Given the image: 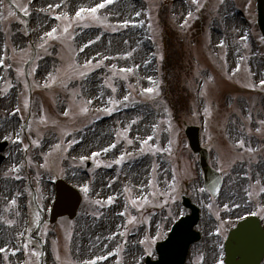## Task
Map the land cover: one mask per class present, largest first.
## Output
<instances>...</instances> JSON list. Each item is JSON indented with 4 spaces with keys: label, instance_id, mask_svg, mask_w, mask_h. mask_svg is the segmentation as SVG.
<instances>
[{
    "label": "rangeland",
    "instance_id": "obj_1",
    "mask_svg": "<svg viewBox=\"0 0 264 264\" xmlns=\"http://www.w3.org/2000/svg\"><path fill=\"white\" fill-rule=\"evenodd\" d=\"M104 2L0 0V139L9 141L0 174V249L6 250L0 264H40L41 246L44 264H145V257L157 258V242L189 212L183 194L201 207L203 234L187 264H220L229 228L251 213L264 220V38L256 0H198L199 9L192 0H132L126 14L114 9L119 0H113L95 14L76 17L80 9ZM52 29L55 39L45 35ZM173 48L181 54L178 65ZM163 55L175 64L170 79L176 92L189 102L181 110L173 108L177 99L167 82L162 91ZM88 81L99 88L97 94L82 88ZM104 121L106 143L78 150ZM187 125L201 127L209 162L223 173L218 197L205 187ZM240 140L243 148L237 147ZM169 141L171 151H163ZM87 160L95 163L90 169ZM58 177L78 187L83 200L75 218L51 224ZM100 178L108 187L97 191ZM34 192L46 212L37 231ZM112 209L119 221L113 233L93 239L89 257L79 259L75 231L102 228Z\"/></svg>",
    "mask_w": 264,
    "mask_h": 264
},
{
    "label": "water",
    "instance_id": "obj_2",
    "mask_svg": "<svg viewBox=\"0 0 264 264\" xmlns=\"http://www.w3.org/2000/svg\"><path fill=\"white\" fill-rule=\"evenodd\" d=\"M258 21L264 34V0H257ZM186 133L190 139L193 150L201 154V163L206 172V184L212 193L218 195L223 179L218 171L208 164V151L203 148L199 138V128L189 126ZM6 143H0V152ZM3 156L0 155V164ZM93 163L88 162V167ZM80 192L73 186L60 179L57 181V199L54 203L51 221L59 216L68 214L74 217L81 202ZM184 204L192 209V213L182 217L174 226L168 239L158 244L160 257L148 264H185L191 243L201 238L195 226L200 219V208L192 203L189 198H184ZM227 264H260L264 258V229L255 217H250L240 222L233 229L226 243Z\"/></svg>",
    "mask_w": 264,
    "mask_h": 264
},
{
    "label": "bare ground",
    "instance_id": "obj_3",
    "mask_svg": "<svg viewBox=\"0 0 264 264\" xmlns=\"http://www.w3.org/2000/svg\"><path fill=\"white\" fill-rule=\"evenodd\" d=\"M52 0H40V2H50ZM132 4V0H119V2L117 3V5L114 7V9L116 11L122 12L123 14H126L127 10L130 8ZM238 19V21L235 22L239 23L240 19ZM238 25V24H237ZM147 74L148 73L147 70H145ZM83 89H86L87 92H93L95 94H97L99 92V88L91 81H88V83H85L82 85ZM108 122L104 121L100 124V126L98 127V130L90 135L87 139H85L84 141L80 142L77 145V149L78 150H83L87 147L92 146L93 144L96 145H102L106 143L107 140V126ZM139 169L136 168L135 169V174H139ZM138 175H135V177H137ZM108 186H105L102 182H101V178L97 181V191H101L103 189H106ZM118 218H117V210L116 209H112L108 216H106L105 218V222L102 228L100 229H94V228H90V227H86L85 226H80L79 228H77V230L75 231L76 236H75V241H74V250L76 253V256L81 259H87L89 257V248L91 246V242L93 239H97L100 236H105L107 233L108 234H112L113 230L115 229L117 223H118ZM110 228V230L108 231V229ZM100 232L102 234H100ZM139 234H137L135 236V240L138 238ZM90 240V241H89ZM107 243V241L103 242V246ZM136 251V248H133V252ZM131 253L129 255V258H133V254ZM105 264V263H104Z\"/></svg>",
    "mask_w": 264,
    "mask_h": 264
},
{
    "label": "snow or ice",
    "instance_id": "obj_4",
    "mask_svg": "<svg viewBox=\"0 0 264 264\" xmlns=\"http://www.w3.org/2000/svg\"><path fill=\"white\" fill-rule=\"evenodd\" d=\"M112 2H113V0H105L104 3H100V4H98L97 7H94V8H91V9H80L79 11H77V13H76V17L82 19L83 17H81V13L84 12V11H89V12L95 14V13L97 12L98 8H104V7L106 6V4H110V3H112ZM221 2H223V0H221ZM192 3H193V4H197V5H198V9H199L200 5H199V3H198V0H192ZM57 7H59V5H57ZM21 11L24 12V15H28V14H29V13H28V10H27L26 8H22ZM137 15H139V13H137ZM191 17H192V13L189 12V13H188V17L185 19V25L187 24V20L190 19ZM55 18L58 19V20L61 19L60 16H57V17H55ZM70 26H71V22L69 23V26H68V27H64V28H63V32H64V33H68V31H69V27H70ZM183 26H184V25H182V27H183ZM55 32H56V29H52L50 32L46 33L45 35L48 36V37H50V38L55 39L56 37L53 35ZM244 39H246V38H244ZM221 46H223V45H221ZM5 51H6V50H5ZM5 58H7V57H5ZM161 58H162V57H161ZM3 66H4V60H3V59H0V67H3ZM77 67H79V66H77ZM84 67H88V64L86 63V64L84 65ZM122 71L127 72V71H131V69H123ZM235 71H239V68H237ZM80 75L83 76V75H86V73H80ZM50 78H51V77H50ZM52 79H54V78H52ZM260 83H261V86H264V80H262ZM45 86L47 87L48 85L46 84ZM64 86L66 87L67 85L65 84ZM113 91H115L114 88H113ZM145 91L151 93V92H153L154 90H153L152 88H148V89H146ZM124 99L127 100L128 97H125ZM86 103H87V104H91L92 101L89 100V101H87ZM110 103H114V102L110 101ZM105 110L108 111L109 114H111V109H105ZM16 111H19V109H17ZM81 111H82L83 113H87V112H88V108H87V107H83V108L81 109ZM70 112H71V109H68V110H66V111L63 112V115H64L65 117H68V116L70 115ZM205 114H206V115L209 114V112H208L207 109L205 110ZM250 118H251V117L249 116V119H250ZM44 119H46V118H42V122H43ZM133 123H135V121H133ZM170 128H171V125H169V130H170ZM258 131H259V129H258ZM69 135H70V133H69ZM152 139H153V137L149 136L145 141H143V143H144L145 145H147V144H148V141H149V140H152ZM21 143H22V141H21ZM129 143H131V141H129ZM171 144H172V141H169V147L166 148V149H163V151H168V152H170V151H171ZM56 147L59 148V145H56ZM111 147H115V145H112ZM237 147L243 148V147H244V141H243V140H240V141L238 142V144H237ZM108 150H109V149H104L105 152H107ZM157 150L159 151L160 149H157ZM248 151H252V149H248ZM98 155H99V153H94V154H93V156H98ZM81 159H82V160H86V159H88V157H81ZM123 160H124V156L122 155V156L116 161V163H121ZM107 166L110 167L111 165H107ZM13 171H19V169L14 168ZM17 179H19V177H17ZM249 179H250V177H249ZM256 183L259 184L260 181L257 180ZM174 187H175V185H173V188H174ZM84 191L87 192V191H88V188L85 187V188H84ZM200 191L203 192L204 189H200ZM251 195H252V193H249V196H251ZM142 199L144 200L145 203L147 202V198H146V197H144V198H142ZM111 201H112V198H109V202H110V203H111ZM11 203H12L13 205H15V201H14V200H13ZM132 203H133V204H137V201H136V200H133ZM209 207H211V206H209ZM225 207H227V206H225ZM261 213H264V208L261 209ZM253 214H255V213H253ZM120 215H125V213H120ZM135 219H136L135 217H132V219H130V220L128 221V223H132ZM217 219H219V216H217ZM20 235L23 236L24 233H21ZM25 247H27V245H25ZM4 251H6V250H5V249H0V252H4ZM13 255H15V253H13ZM88 264H95V261H89ZM221 264H222V261H221Z\"/></svg>",
    "mask_w": 264,
    "mask_h": 264
},
{
    "label": "trees",
    "instance_id": "obj_5",
    "mask_svg": "<svg viewBox=\"0 0 264 264\" xmlns=\"http://www.w3.org/2000/svg\"><path fill=\"white\" fill-rule=\"evenodd\" d=\"M170 44L173 47V44L171 42H170ZM173 51H174V53H173L172 57L176 58V60H177L176 65H178L181 62V59H180L181 54H178L177 50L175 48H173ZM165 57H167V56H165ZM165 57H164V65H163V69H162L163 70V79L165 80V82H167L169 84V87H170L169 93L172 96V98L177 99V103L173 104V108H175V110H181V109L185 108L186 106H188L189 103H188V101H184L179 97L180 96L179 90H177L178 93L176 92V90L174 88V81H173V79H170L173 77V73H171L172 72L171 68L175 67V64L173 63L172 60L165 59ZM165 85L163 87V90L165 88ZM166 98H167V100H169L168 97H166Z\"/></svg>",
    "mask_w": 264,
    "mask_h": 264
}]
</instances>
